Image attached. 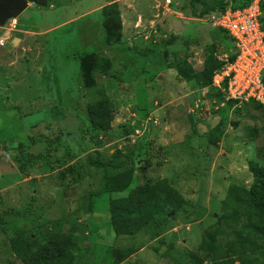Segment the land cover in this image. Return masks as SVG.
Here are the masks:
<instances>
[{
	"label": "rangeland",
	"instance_id": "rangeland-1",
	"mask_svg": "<svg viewBox=\"0 0 264 264\" xmlns=\"http://www.w3.org/2000/svg\"><path fill=\"white\" fill-rule=\"evenodd\" d=\"M27 1L0 28V264H26L15 237L32 263L60 250L44 264H264L244 228L262 223L235 190L264 169V111L178 75L227 63L214 1ZM106 181L127 187L100 194ZM135 195L146 210L117 223Z\"/></svg>",
	"mask_w": 264,
	"mask_h": 264
},
{
	"label": "built area",
	"instance_id": "built-area-1",
	"mask_svg": "<svg viewBox=\"0 0 264 264\" xmlns=\"http://www.w3.org/2000/svg\"><path fill=\"white\" fill-rule=\"evenodd\" d=\"M222 3L209 20L231 40L235 58L215 73L211 86L227 101H252L264 107V0H253L241 8H236L232 0ZM15 22L10 20L7 25L13 29Z\"/></svg>",
	"mask_w": 264,
	"mask_h": 264
},
{
	"label": "trees",
	"instance_id": "trees-1",
	"mask_svg": "<svg viewBox=\"0 0 264 264\" xmlns=\"http://www.w3.org/2000/svg\"><path fill=\"white\" fill-rule=\"evenodd\" d=\"M213 1L214 2L212 3L211 8L209 9L210 12H213L218 6L220 8L223 7V3H222L223 0H213ZM252 1L253 0H249L247 2H246V0H232V2L234 3L236 8L245 7V6L249 5ZM261 8L264 9L263 5H261ZM229 41L231 42L230 39H229ZM231 49L232 50H230V52H229V57H228L227 63H231L235 58V53H234V48H233L232 42H231ZM227 63L216 62V61H212L211 59H209L208 61H206L204 69L198 74L195 72H192V71H189L186 74L183 72H180L178 70L177 71H178V75L185 82L195 81L199 85V87L201 89H203V88H209L210 87L212 74L215 71L220 70ZM221 94H223V93H221ZM218 96H221V95L219 94ZM250 102H252V101H250ZM235 103H237V102L231 101V100L227 101V104H230V105L235 104ZM255 104H257V107L255 108L256 110H263L264 111L263 106H261L258 103H255ZM110 114L111 113L107 107V102L105 100L99 102V104L94 109L89 110V115L91 118L92 126H97V123L101 119L109 118ZM218 131H220V127H215L213 129V132H218ZM96 156H98L97 153L95 155V158H96ZM88 162L91 166L92 165L94 167L100 166V163H97L95 161V159H93L92 155L89 156ZM106 166L112 168L113 170L123 168V167H118V166H114V165H106ZM132 166H133V164L131 162L127 163L126 165H124V168H125L124 170L130 171ZM248 166H249L250 172L253 175V181H252L251 187L248 190H245V189L243 190L241 188H237L235 190L236 191L239 190L241 193H243V195L247 198V200L249 199V201L252 202V206H250V204L245 201L246 205L248 206V207L244 206V208L247 209L246 215L249 218L252 215H256L258 220H260V222L262 223V226H263L261 229H257L254 225H250V223H248L247 225H245L244 228H248V229H251L252 231H254V235L256 238L257 237L264 238V220H262L264 218V195H263V192H264V169L259 168V167H254L251 163ZM69 170H71L70 172H72V169H69ZM106 182H108V181H106ZM126 187L127 186H124L121 189L115 188L114 186H111L110 183L108 182V184L105 185V188H103L101 190L100 194H106L108 192L109 193L118 192V190L122 191ZM147 189H150V186L148 184L140 186L137 188V190H142V191H146ZM234 194H232V195H234ZM178 200L180 202H182L181 197H178ZM243 202L244 201H242L241 203H243ZM155 205L156 204H154V207H155ZM176 206L172 207L170 209V212H175L178 209V206L177 207ZM146 207H147V204L143 201H140L136 197V195L131 196L130 198L127 199L125 204H123V207H119L114 213H112L111 217H112V219L116 220L118 223L121 220L125 219V217L132 215V213L136 210L137 211H145ZM258 230H260L259 235L255 234ZM18 243H19L18 237L13 238L11 240V249H12L13 253L16 256L21 257L26 264H44L50 260H54L56 258H59L61 255L60 250H56V251L54 250L50 254H43L40 257H35V258H37V261L35 263H32L29 259H27L23 256L24 255L23 250L20 248Z\"/></svg>",
	"mask_w": 264,
	"mask_h": 264
},
{
	"label": "water",
	"instance_id": "water-1",
	"mask_svg": "<svg viewBox=\"0 0 264 264\" xmlns=\"http://www.w3.org/2000/svg\"><path fill=\"white\" fill-rule=\"evenodd\" d=\"M28 8L27 0H0V28L17 19Z\"/></svg>",
	"mask_w": 264,
	"mask_h": 264
},
{
	"label": "crops",
	"instance_id": "crops-1",
	"mask_svg": "<svg viewBox=\"0 0 264 264\" xmlns=\"http://www.w3.org/2000/svg\"><path fill=\"white\" fill-rule=\"evenodd\" d=\"M178 31H179V30H178ZM175 33H176V32H175ZM177 34H179V33H177ZM125 56H126L125 54H122V55H121V59H126ZM126 61H127V60H126Z\"/></svg>",
	"mask_w": 264,
	"mask_h": 264
}]
</instances>
